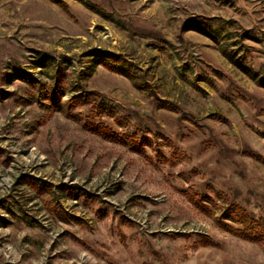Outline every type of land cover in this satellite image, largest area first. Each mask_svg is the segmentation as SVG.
Instances as JSON below:
<instances>
[{
  "label": "rangeland",
  "instance_id": "rangeland-1",
  "mask_svg": "<svg viewBox=\"0 0 264 264\" xmlns=\"http://www.w3.org/2000/svg\"><path fill=\"white\" fill-rule=\"evenodd\" d=\"M0 264H264V0H0Z\"/></svg>",
  "mask_w": 264,
  "mask_h": 264
}]
</instances>
